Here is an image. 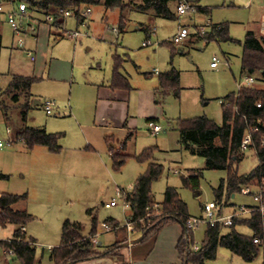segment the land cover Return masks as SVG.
<instances>
[{
  "label": "rangeland",
  "instance_id": "1",
  "mask_svg": "<svg viewBox=\"0 0 264 264\" xmlns=\"http://www.w3.org/2000/svg\"><path fill=\"white\" fill-rule=\"evenodd\" d=\"M183 1L180 0L179 4ZM187 1L191 10L186 15H178L171 20L153 14L131 13L130 20L139 26L134 31H129L132 25L120 31V12L106 10L100 5L91 8L93 12L84 25H78L77 19L71 17L66 20V27L62 26L64 30L61 31L46 24L42 13L30 8L25 16L17 12V23L27 29V34L21 36L13 31L8 15L2 17L0 30L4 48L0 58V88L6 89L14 75L39 78L31 92L41 105L31 106L27 125L45 127L49 122V132L63 134L60 140L63 150L60 153H50L42 147L30 150L21 142L13 143V134L8 133V128L14 131L22 122L19 106L25 101L22 100L16 106L7 100L9 119L0 112V142L4 145L3 148L0 147V193L29 194L28 201L18 204L16 208L28 210L34 216V220L26 226V236L29 241L32 238L37 243V263L53 264L50 252L61 245L63 226L68 220L82 224L85 235L90 234L92 217L98 219L102 229V225L110 218L122 224L128 220L130 208H126L125 201L118 197V192L132 191L139 176L147 171L148 164H141L135 158L146 148H156L153 161L163 166L161 176L152 186L156 203L164 201L169 186L178 190L191 217H204V206L216 202L215 191L221 180L226 178L227 172L206 170L205 159L182 145L177 123L202 116L211 118L219 125L223 123L220 100L231 93H237L239 85L246 79L241 74L243 47L237 42L206 44L192 36L177 45L173 43V38L184 26L192 33L202 28L206 33L210 25L226 23L231 25L230 37L243 42L247 28L252 23L256 24L259 19L264 0ZM18 8L19 4L4 7L6 11H18ZM199 8L207 11L200 12ZM147 27L151 29V36L145 30ZM114 29L119 32H114ZM76 31L84 34L77 44L69 37V33ZM57 32L63 37L59 41L55 37ZM20 41L23 42L22 47L19 45ZM145 42L151 44L144 46ZM164 42H171L176 49L173 57L169 43L163 44ZM109 49L115 52L117 49L119 54H126L128 61L125 72L132 86L158 85V75L153 73L155 71L164 74L175 68L181 73L179 95L175 93L162 97L157 92V98L162 103L159 106L164 112V118L160 122L163 129L161 133L152 134L147 127L140 129L132 137L126 135L118 139L119 133L116 135V143L127 146L123 154L130 156L119 170L114 168L106 141L96 145L101 150L100 155L86 150L84 136L67 112L71 102L69 94L73 75L78 84L74 87L75 95L77 89L83 86L82 83L108 79L114 64L112 59L108 61ZM179 49H183V53H179ZM28 52L33 54L35 62L30 60ZM214 57L221 61L218 69L211 67ZM108 63L111 64L110 67ZM255 78L260 79L259 75ZM46 101L56 104L54 113L50 116L44 106ZM77 103L75 97L70 105ZM84 132L89 133L87 129ZM98 142L101 140L98 139ZM74 148L75 151L72 150ZM81 148L84 150H78ZM258 166L255 151L248 149L238 172L240 175L249 174ZM192 170L203 171L199 190L183 185V177H190ZM198 192L200 195L197 196ZM114 199L118 200L119 205L106 209L105 205ZM227 204H224V207L227 205L224 208L225 214L232 213L240 206L255 205L251 196L241 193L230 198ZM154 219L143 223V227L152 225ZM178 223L172 225L179 226ZM18 228L16 225H7L0 230V240L13 238ZM207 229L206 224H201L194 232L197 245H201ZM230 230L224 228L222 233L227 234ZM236 230L242 235H253V231L247 226H237ZM113 234L116 233H104L100 240L107 242V238ZM141 234L142 231L133 233L132 239L138 240L136 237ZM126 236L128 240L131 238L128 232ZM0 264L22 263L0 247ZM211 264H264V251L260 249L253 262H246L230 250L219 248L217 259Z\"/></svg>",
  "mask_w": 264,
  "mask_h": 264
},
{
  "label": "trees",
  "instance_id": "2",
  "mask_svg": "<svg viewBox=\"0 0 264 264\" xmlns=\"http://www.w3.org/2000/svg\"><path fill=\"white\" fill-rule=\"evenodd\" d=\"M180 0H0V4H20L25 2L28 8L43 15L58 8L92 7L103 5L107 10H118L120 12V31L129 27L130 15L133 12L153 14L164 19H175L178 17V5ZM78 24L84 19L79 15L75 17ZM64 20H57L55 27L61 28ZM145 30L148 31L146 28ZM197 40L225 43L237 42L243 47L241 57L242 74L245 76L259 75L257 83L264 84V36L255 32H248L243 42L235 41L230 37L228 24H215L209 26V31ZM169 43V44H168ZM163 43L170 45L172 57L176 49L171 42ZM3 35L0 32V58L3 51ZM122 60L116 57L114 67L113 84L115 87L129 88V82L120 74ZM181 73L175 68L159 76L158 92L162 97L177 93L179 95ZM39 81L35 77L14 75L6 89L0 88V111L6 119H9V107L7 100L18 106L22 100L24 104L19 106L22 126L14 130L13 143H24L29 149L36 146H46L52 153H60L62 147L60 140L62 134H50L45 129L27 126L28 111L33 106L35 99L31 92L33 85ZM258 83V84H259ZM223 111V123L217 124L207 116L197 117L189 120L178 121L177 128L180 132L181 143L187 148L200 154L206 162V170H225L227 176L221 180L219 188L215 191L216 203L224 208L230 198L241 193L244 186H261L264 179V86L257 84L252 87L243 86L237 93H231L221 99ZM157 103L162 104L157 98ZM258 104L262 107L259 108ZM260 123L258 124V121ZM153 121V120H152ZM258 126L253 133V145L259 161V166L249 174L240 175L239 165L244 160L241 151L243 139L247 130ZM156 148L150 147L135 158L141 164H148L147 171L137 179L132 191L126 192V204L130 208V219L139 221L152 218L153 208L157 204L152 193L153 184L162 174L163 166L153 161ZM129 155L121 152H113L112 158L114 168L119 170L126 162ZM192 175L183 177L185 187L200 189V179L203 171L192 170ZM226 197V201L224 198ZM27 195L2 194L0 197V230L7 225H16L19 228L14 232L13 238L0 240V247L6 252L12 251L13 255L22 264L37 263V248L34 239H27L25 228L34 220V216L27 210H19L16 206L27 202ZM163 215L154 219L153 224L148 227L138 225L137 230L142 231V241L156 238L159 232L169 223L179 222L183 225V235L177 245V250L184 264H211L217 259L219 248H226L233 254L241 257L246 262H253L259 255L260 248L255 245L254 240L264 235V217L259 212H254L251 217L237 219L230 232L223 234L224 228L208 227L200 249L194 251L196 244L195 234L187 229L186 221L190 214L186 203L182 200L178 190L167 187L165 199L161 203ZM228 205V204H227ZM226 205V206H227ZM108 223L119 225L114 219H108ZM247 226L253 231L252 236L242 235L237 232V226ZM98 221L92 220V231L89 236H84L83 226L77 222L68 220L63 226L61 245L50 252V260L53 264H76L78 262L100 256L95 251L96 245L93 237L98 232ZM125 228L119 232L125 233ZM119 243L115 247L118 249Z\"/></svg>",
  "mask_w": 264,
  "mask_h": 264
},
{
  "label": "crops",
  "instance_id": "3",
  "mask_svg": "<svg viewBox=\"0 0 264 264\" xmlns=\"http://www.w3.org/2000/svg\"><path fill=\"white\" fill-rule=\"evenodd\" d=\"M6 5H11V4H4L3 8L6 7ZM93 7L94 6H92L91 8ZM13 10L14 9H10L6 11L4 9L3 13L0 14V22H2V17L8 15V13L12 12ZM199 10L200 12H204V13L205 11H207V9L205 8H199ZM221 24H226V23H221ZM131 25L134 27L132 31L139 28V26H136V24L133 23L132 21H130L129 26ZM50 26L52 27V29L56 31L64 30L63 27L64 26L66 27V20L64 22L63 27L61 28L55 27L54 25H50ZM230 28L231 25H229V34H230ZM147 29H148V31H146L147 34L151 36V29L149 27H147ZM117 31L118 29L117 30L114 29V32ZM154 31L155 29L153 30V33ZM250 31L264 36V8H262V12L260 13L259 19L256 22V24L252 23V25H250V27L247 28L246 35ZM55 35L58 41L63 38L62 35L59 34V32H57V34ZM82 36H84V34H81L79 36L78 40L75 42L76 44L79 42ZM145 43H149V45L151 44L150 42H145ZM108 51H109L108 61L110 62V60L112 59L114 62V64L112 65L113 66L112 71H110L111 73L109 74L108 79L106 78L103 81L101 79H98L92 83H82L83 86L77 89L75 95L74 87L77 86L78 84L75 81V77L73 75L70 86V94H69V96L71 97L70 104L74 101L75 97L77 98L78 103L77 105L72 104V106L69 104L67 112L69 114V117H71L78 124L80 132L83 134L85 143L87 145L86 150L94 154L100 155L101 150H99L98 147H96V145H98V143H104L106 141L105 143L107 145V150L112 156L113 152L123 153V151L127 147L126 145L121 146L116 143V138H118L117 137L118 133L120 135L118 139H120L125 137L126 135L127 137H132L135 134H137V132L140 131V129L142 128L147 129V127H149L150 122H154L157 125L161 126L160 122L164 118V112H163V108L159 106L161 104L157 103V92H158L157 90L159 88V82L158 85L156 83V84H152L151 86H149V84H142L143 86H139V85L132 86L131 82L129 81L130 80L129 76L125 72L126 69L125 64L128 61L126 58V54H119L117 49L116 52L113 51V49H109ZM183 51H184L183 49L178 50L179 53H183ZM117 56L120 57V59L122 60L120 67V74L123 76V78L128 80L129 88L112 86L114 67L116 64ZM31 61L35 62L36 60L34 61L31 60ZM98 65L100 66L99 63ZM110 65L111 64H109L108 66L110 67ZM153 73L158 75V80H159V76L161 73H158L157 71ZM257 85L264 86V84L261 83L259 84L257 83ZM33 98L35 99V101H39L36 99L34 95ZM22 125L23 122H21L19 126ZM34 128L45 129L50 134H61V133L49 132L50 130L49 131L47 130L50 128L49 122L45 127H34ZM84 129H87L89 133H85ZM13 133L14 131H12V134ZM98 139L101 140V142H98ZM103 145L106 147L105 144ZM36 147L45 148L50 153H52L49 150V148L46 146H36ZM72 150L75 151L76 148ZM78 150H84V149L81 148ZM2 194L5 193H0V197L2 196ZM8 194H12V193H8ZM14 195H27L28 197L29 194L24 193V194H14ZM234 197L235 196H233V198ZM92 219H96L98 221L96 217H92ZM119 223L122 224L121 222ZM91 231H92V225H91L90 233ZM26 232L27 229L25 228V233ZM110 233H116V234H113L112 237L107 238V242L101 241L100 237L104 233L102 232V228L98 226V232L95 235L97 236V243L95 242L94 243L96 245L95 251L97 253H100L101 255L93 259L78 262L76 264H184L177 250V245L183 235L182 224L178 226L169 223L168 225L163 227V229L159 232L156 238H152L145 242L142 241V237H143L142 234L140 235V237L135 236L138 240L135 241L136 243L133 246L128 245V238L126 236L127 231H125V233H122L119 232L118 230L116 232H110ZM83 235L89 236L90 234L85 235L83 233ZM118 243L120 245L118 249L115 250V247L117 246ZM39 264H42V262H40Z\"/></svg>",
  "mask_w": 264,
  "mask_h": 264
},
{
  "label": "built area",
  "instance_id": "4",
  "mask_svg": "<svg viewBox=\"0 0 264 264\" xmlns=\"http://www.w3.org/2000/svg\"><path fill=\"white\" fill-rule=\"evenodd\" d=\"M3 3L0 4V14L3 13L4 8H3ZM28 6L26 3H20L18 11L13 10L12 12L8 13V19L11 24V27L13 31L18 35L21 36L23 34H27V29H23L20 24L17 23L15 16L18 13L20 15H27L28 13ZM191 10V7L188 3L187 0H184L183 2H180L178 6V15L179 17H182L186 15L189 11ZM91 7H71V8H58V9H53L49 11V13L45 16V22L47 24L54 25L57 23V20L59 19L60 21L62 20H67L71 17H76L80 16L84 19V22L86 23L88 17L91 15ZM34 32V31H33ZM81 33L79 31L69 33V37L72 38L73 40L77 41ZM202 35H205V29H196L194 33H192L187 27H181L179 33L175 35L173 38V43L174 44H181L184 42V40L188 39L189 37H194V38H199L202 37ZM206 42V41H203ZM20 47L23 46V42H19ZM149 43H144V46H148ZM28 57L31 60H35V57L31 52H28ZM221 61L217 58H213V62L211 64V67L214 69L219 68ZM257 84V79L255 76H246V79L244 83L239 85V89L243 86H248L252 87ZM45 109L47 114L50 116L54 113L56 104L52 101H46L44 103ZM258 107L261 108L262 105L258 104ZM260 123V120L258 121V124ZM149 128L150 132L152 134H159L162 132V126L157 125L154 122L149 123ZM258 130V126H255L253 128H250L247 130V133L243 139L242 145H241V151L245 153L248 149H251V146L253 145V133H255ZM8 133L12 134V130L8 128ZM264 144V141H263ZM0 147L3 148L4 145L2 142H0ZM241 194L245 196H251L254 200L255 205L254 206H240L238 208H235L232 213L230 214H225L223 212L224 208L217 204L216 202H211L208 203L204 206V217H188L186 221V227L187 229L195 232L201 224H206L208 227H221V228H231L234 226L235 221L237 219H246V216L251 217V215L254 212H259L262 217H264V179L262 180L261 186L254 187V186H244L241 189ZM118 197L123 199L125 201V206L128 208V205L126 204V192L125 191H119L118 192ZM119 205L118 200L114 199L110 203L106 204L105 207L106 209H111ZM162 210V205L160 203L155 204L153 208V214L152 218H158L163 215L161 212ZM151 222V220H149ZM148 221V222H149ZM147 222L146 219H141L139 221H132V219L128 218L124 224H119V225H114L111 223H105L103 224V233H110V232H115L118 230H121L123 228L126 229L128 232L129 237H131L128 240V245L133 246L136 242L135 239H132V234L136 233L138 225ZM150 226V225H149ZM93 241L97 243V236H94ZM254 243L256 246H258L260 249L264 251V235L263 237H258L255 238ZM194 251H198L200 249V246L195 244L194 246ZM8 254H13L12 251H8Z\"/></svg>",
  "mask_w": 264,
  "mask_h": 264
},
{
  "label": "water",
  "instance_id": "5",
  "mask_svg": "<svg viewBox=\"0 0 264 264\" xmlns=\"http://www.w3.org/2000/svg\"><path fill=\"white\" fill-rule=\"evenodd\" d=\"M133 28H134V27L131 26L130 29H129V31H132ZM34 105L39 106V105H41V102H39V101H35V102H34ZM196 195L198 196V195H200V193L198 192Z\"/></svg>",
  "mask_w": 264,
  "mask_h": 264
}]
</instances>
